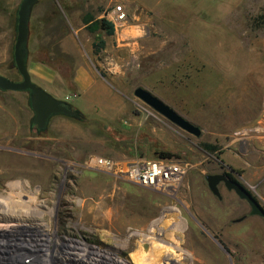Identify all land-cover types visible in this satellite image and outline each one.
<instances>
[{"label": "rangeland", "instance_id": "rangeland-1", "mask_svg": "<svg viewBox=\"0 0 264 264\" xmlns=\"http://www.w3.org/2000/svg\"><path fill=\"white\" fill-rule=\"evenodd\" d=\"M21 1L0 0V73L15 81ZM117 4L128 18L113 35L87 28L86 15L106 18ZM100 39L105 47L95 52ZM33 60L59 72L82 116L79 129L38 130L30 92L0 89V150L18 163L0 173V194L12 198L0 202V219L12 217L8 205H25L22 215L10 208L14 227L0 224V264H81L71 252L86 264H115L105 253L126 264H264V218L223 184L217 197L206 180L231 171L264 207V0H39L29 22ZM80 63L97 78L87 89L73 81ZM139 86L201 135L139 99ZM162 153L188 164L168 191L90 163ZM11 182L34 199L22 201Z\"/></svg>", "mask_w": 264, "mask_h": 264}, {"label": "water", "instance_id": "water-1", "mask_svg": "<svg viewBox=\"0 0 264 264\" xmlns=\"http://www.w3.org/2000/svg\"><path fill=\"white\" fill-rule=\"evenodd\" d=\"M39 0H22L18 9L17 37L14 46V61L19 73L22 76L20 81H15L0 73V89L5 91H29L30 105L34 112L31 120L32 126L38 130H45L53 115H67L80 117L82 113L73 107L69 102L60 100L49 94L37 85L28 70V40L29 22L33 7ZM134 94L154 109L159 114L170 120L185 131L201 135V128L191 122L172 106L162 100L144 87H137ZM206 180L210 190L217 197L221 198L219 185L223 182L229 191H234L241 199L246 200L250 205L251 215H258L264 218V207L252 191L241 181L225 173L207 174ZM243 219L240 218L238 221Z\"/></svg>", "mask_w": 264, "mask_h": 264}, {"label": "built area", "instance_id": "built-area-1", "mask_svg": "<svg viewBox=\"0 0 264 264\" xmlns=\"http://www.w3.org/2000/svg\"><path fill=\"white\" fill-rule=\"evenodd\" d=\"M128 18L124 5H115L106 16L115 27L124 25ZM99 171L124 179L130 183L158 191L177 188L188 172V164L173 158L115 160L107 156L90 159Z\"/></svg>", "mask_w": 264, "mask_h": 264}, {"label": "crops", "instance_id": "crops-1", "mask_svg": "<svg viewBox=\"0 0 264 264\" xmlns=\"http://www.w3.org/2000/svg\"><path fill=\"white\" fill-rule=\"evenodd\" d=\"M28 70L31 74L33 81L47 91L49 94L57 99L74 104V100L71 93H67L62 89L61 85L57 82L61 77L59 72L42 61L33 60L28 63ZM97 78L93 75L89 67L80 63L73 76V81L80 89H87L93 86ZM80 117H71L67 115H53L50 120L47 129H79L76 123ZM75 122L76 127H73Z\"/></svg>", "mask_w": 264, "mask_h": 264}, {"label": "bare ground", "instance_id": "bare-ground-1", "mask_svg": "<svg viewBox=\"0 0 264 264\" xmlns=\"http://www.w3.org/2000/svg\"><path fill=\"white\" fill-rule=\"evenodd\" d=\"M1 132V131H0ZM4 133V132H3ZM14 133V132H13ZM18 133V132H17ZM6 135V134H5ZM13 136V135H12ZM2 138V137H1ZM6 138H8V136L6 137ZM11 138V137H10ZM17 138V137H16ZM4 149V148H3ZM7 152L8 151H4V150H0V173L1 174H7L9 171H11L10 170V165L11 164H18L17 163V161L13 158V157H15V156H12V155H10V154H7ZM10 152V151H9ZM13 152V151H12ZM10 164V165H9ZM22 166V165H21ZM17 168V167H16ZM20 169V168H19ZM25 171V170H24ZM30 172V171H29ZM17 173V172H16ZM27 174V173H26ZM30 174V173H29ZM24 175V174H23ZM27 176H29V175H27ZM26 177V176H25ZM7 180V179H6ZM9 180V179H8ZM22 180V179H21ZM29 180V179H28ZM9 181H11V180H9ZM15 181V180H14ZM32 181V180H31ZM24 183V182H23ZM27 184V183H26ZM1 185V184H0ZM28 185V184H27ZM6 186H8V189H10L11 191H14V190H16V189H20V192H22V193H25V194H23V195H20V196H24V197H26V198H22V201H25V199H27V197H28V199H34L33 198V196H32V194H29L30 192H27L26 190H24V188H23V184H19V182H11V183H8ZM4 188V187H3ZM30 189V188H29ZM29 191V190H28ZM2 193V192H1ZM11 193H13V192H11ZM31 195V196H30ZM30 196V197H29ZM32 197V198H31ZM12 198L10 197H8V196H6V195H4V194H0V202H6V203H9V202H12V200H11ZM24 199V200H23ZM17 200V199H16ZM26 201H28V200H26ZM8 211H9V214L10 215H12V217H6V218H1L0 219V224H1V227H8V226H10V227H14L15 225L13 224V222H14V213H13V211L11 210V209H19L18 210V213L19 214H24L23 212H22V208L23 207H25V205H22L21 203H20V205H8ZM11 208V209H10ZM20 211V212H19ZM2 221H5L4 223H2ZM9 227V228H10ZM9 228H5V229H9ZM12 230H16V228H13ZM157 239V238H156ZM161 239V238H160ZM76 243V242H75ZM176 245H177V243H176ZM179 245V244H178ZM183 245V244H182ZM88 247V246H87ZM180 247V246H179ZM86 248V247H85ZM93 249V248H92ZM84 250V252L85 253H79V254H83V255H85V256H87L86 255V250L87 249H83ZM94 250V249H93ZM96 252L97 251H99V250H95ZM49 252V251H48ZM188 254H189V251L187 250L186 251ZM53 254H55V255H57L58 253H57V251H54L53 252ZM71 254H73V255H75V256H73L74 258H72L71 260H69V261H71V262H79V261H81V264H86V262H84L82 259H83V257L81 256V255H78L77 253H72L71 252ZM190 254L191 255H195L196 256V254L194 253V252H190ZM97 255V254H96ZM105 261L107 260V262L109 261V262H112V263H115V264H126L125 262H124V260H121V259H119L118 257H113L110 253H105ZM104 256V255H103ZM104 258V257H103ZM62 260V259H61ZM65 261V260H64ZM104 261V262H105Z\"/></svg>", "mask_w": 264, "mask_h": 264}, {"label": "trees", "instance_id": "trees-1", "mask_svg": "<svg viewBox=\"0 0 264 264\" xmlns=\"http://www.w3.org/2000/svg\"><path fill=\"white\" fill-rule=\"evenodd\" d=\"M83 20H84L85 24H87V28L91 32L95 33L98 31H102V32L106 33L108 36L113 35L115 32L114 23L109 21L106 18L94 19V18H92L91 15L88 14L85 16V18ZM105 44H106V42L104 39H100L98 42H94L95 52L101 51V49H103L105 47ZM161 156L164 158L165 157L167 158L170 156V154L162 153Z\"/></svg>", "mask_w": 264, "mask_h": 264}, {"label": "flooded vegetation", "instance_id": "flooded-vegetation-1", "mask_svg": "<svg viewBox=\"0 0 264 264\" xmlns=\"http://www.w3.org/2000/svg\"><path fill=\"white\" fill-rule=\"evenodd\" d=\"M220 173L229 174L231 177L236 178L235 175H234L231 171H223V172H220ZM236 179H237V178H236ZM221 184H223V185L225 186V184H224L223 182H222ZM221 184H220V185H221ZM220 185H219V186H220ZM225 187H226V186H225ZM221 198H222V196H221ZM245 201H246V200H245ZM250 211H251V208H250ZM242 217H243L242 220H244L245 218H247L246 215H243ZM242 217H241V218H242Z\"/></svg>", "mask_w": 264, "mask_h": 264}]
</instances>
